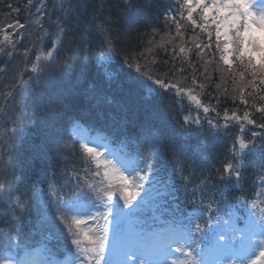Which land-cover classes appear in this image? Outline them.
<instances>
[{
	"label": "trees",
	"instance_id": "16d2710c",
	"mask_svg": "<svg viewBox=\"0 0 264 264\" xmlns=\"http://www.w3.org/2000/svg\"><path fill=\"white\" fill-rule=\"evenodd\" d=\"M33 1L38 0H0V36L4 25L30 22ZM44 1L41 25L0 57V264L6 262L3 253L16 247H42L56 259L76 250L61 223L70 212L40 203L50 189L84 201L101 197L88 187L98 180L91 175V159L69 132L74 125L135 158L155 177L164 188L158 204L174 213L165 215L174 222L201 199L227 206L254 200L264 188V129L246 124L243 115L247 111L254 124H264L259 83L264 73L258 66L246 68V60L233 57L229 69L220 59L224 41L218 48L215 30L204 33L199 20L193 32L186 29L180 0ZM54 39L50 59L37 61ZM197 43L210 49L201 52ZM100 57L111 59L105 69ZM33 63L36 72L30 71ZM134 66L148 67L166 85L191 92L201 106L170 88L148 93L130 69ZM252 73L255 92L245 87ZM233 113L239 124L225 119ZM189 114L196 115V123L185 120ZM237 135L249 145L239 157ZM229 164L238 180L223 178ZM7 237L15 245L6 250Z\"/></svg>",
	"mask_w": 264,
	"mask_h": 264
},
{
	"label": "rangeland",
	"instance_id": "374dc122",
	"mask_svg": "<svg viewBox=\"0 0 264 264\" xmlns=\"http://www.w3.org/2000/svg\"><path fill=\"white\" fill-rule=\"evenodd\" d=\"M204 4L212 3V0H203ZM246 4L249 5V12L252 13L253 16H259L261 14V10L264 9V0H244ZM181 8L184 11L185 15H182L183 20L189 23L188 17L189 12H191V19L193 22L199 20L200 25H204V33L209 29H214L216 34V26L212 24V18L216 16L215 8L209 10V16L207 19H203V10L201 8L196 7V0H180ZM33 13L30 16V22L28 21L27 25L24 28H21L22 34H17L14 36H20L18 39H14L12 36L14 29L8 27V25H4L2 27V32L0 36V57L4 56L5 51L8 48H13V43L21 41L26 37L27 34L31 33L33 30L37 29L44 18V14L46 11L45 1L38 0L32 2ZM40 8L41 11L37 12L36 9ZM195 9V11H193ZM225 11L221 9V12ZM221 19L224 17L221 16ZM39 19V24H33L32 21ZM15 25V24H12ZM189 27H186L188 30H193L192 23H189ZM197 28V27H196ZM17 32V31H16ZM221 40L223 39V29L221 30ZM230 36H234L235 34L229 32ZM8 36L9 40L12 41V44H9L4 40V37ZM225 44V41H224ZM231 47L229 49V60L236 56V49L238 45L234 42H230ZM233 44V45H232ZM47 54V52H39L37 55ZM247 61V59H245ZM40 61V60H39ZM100 65L105 69L107 64L110 63L111 59L109 57H100L98 59ZM248 62V61H247ZM231 63V60H230ZM254 66H256L254 64ZM140 67V66H139ZM131 67L130 69L136 74L135 78L145 87L146 91L150 93L149 89L159 90L157 85L152 84L151 79L148 77L151 76L152 79L161 80V78H155L149 72L148 67ZM139 69V71H138ZM172 89V88H170ZM165 91V89H163ZM175 92L176 90L173 89ZM182 92H187V90H181ZM191 92H188V96H191ZM188 96H186L188 98ZM189 100V98H188ZM194 107L197 108L195 102L189 100ZM187 122L196 123L197 118L195 116L187 115L185 118ZM73 138L77 139L79 143L81 142L80 137H88L90 140L94 142L96 145H101L96 148L99 152H110L113 156H115L118 160L127 165H132L133 167L139 166V163L135 158L123 155L117 149L109 147L98 135H90L85 130L80 127L72 126L69 131ZM89 147H92L93 144H89ZM89 159H91L89 157ZM134 161V163H133ZM99 162V161H98ZM115 163V161H114ZM95 167V166H94ZM97 170V169H95ZM101 173L105 171L103 164H101V168L99 169ZM148 176L151 175L147 173ZM150 177V176H149ZM112 179L111 173L109 176ZM102 180V176H101ZM93 185V188L96 189L100 187L103 190L104 196L99 198H94L92 201H79L85 205L82 208V211L92 212L95 211L94 205L99 203L101 199H103V203L105 205L108 204L107 197L111 195L112 200L119 201V196L122 194L118 191L119 181L113 180V187L108 188L103 186V183H95L93 181L90 182ZM89 192H93L89 190ZM164 188L162 185L158 183V180L153 177L147 181H145V193L144 198L141 200L139 207L135 210V212L129 217H122L119 225H111V228L117 229V232L110 233V239L112 236H116V246L113 250L112 243H109L105 252V261H102L101 264H106V261H111V264H146L145 259L133 258L128 261H123V257L125 252L129 247L140 246L147 248L148 253L151 258L155 260V264H164L165 257L159 255V251L161 247L169 243L170 241L166 238L167 235L164 234L163 243L155 244L156 238L159 235L163 234L166 230L170 229L175 232L176 230H185L190 234L195 233L192 241V247L187 248V251H196V260L197 264H239V258L235 257L233 253L239 250L242 245H245L250 233L245 232L246 223L251 220L253 224L258 223L259 217L261 215L260 209L264 208V188H261L256 195L253 201L240 203L237 206H227L223 203H219L216 201H206L201 199L193 210L187 214L186 221H182L181 218L177 219L179 222L174 223L173 220L165 218V215L170 214L171 216L174 213H170L168 208H163L158 204L163 199ZM94 195V194H93ZM65 198V199H64ZM65 201L70 203L73 200H77V198L69 197H59L56 193V190L50 189L47 193L40 196V203L43 208L48 207L51 203H54L58 210H68L61 201ZM255 204V207H250V205ZM120 207H123L122 201L120 202ZM69 211V210H68ZM70 212V211H69ZM162 214H160V213ZM72 215V213L70 212ZM79 218V217H78ZM85 219L87 217H84ZM103 222V221H102ZM235 225V230L229 226V224ZM199 224V230L196 229V225ZM83 227V226H82ZM164 231V232H163ZM91 234H89L90 236ZM169 236V235H168ZM82 237V236H81ZM82 239V238H81ZM252 240L264 239V237L260 235H252ZM168 240V241H167ZM223 244L225 246V251L223 255H218L214 249V244ZM15 243L12 238H6L3 244V247L7 250L14 247ZM83 246H88L87 241H84ZM175 246V245H173ZM31 250L35 252V256L33 257H25L27 251ZM259 248H257V253ZM77 251L72 250L68 253L65 252V258L62 260H58L55 257L48 254V251L42 247L32 248V249H21L16 247L14 251H6L3 253L2 257L5 259V264H77ZM248 259H245L244 264H250V259L254 258L251 253L247 254ZM176 258L175 254H170L166 257L167 264H171V261ZM181 259H185L181 257Z\"/></svg>",
	"mask_w": 264,
	"mask_h": 264
},
{
	"label": "snow or ice",
	"instance_id": "6c2138e0",
	"mask_svg": "<svg viewBox=\"0 0 264 264\" xmlns=\"http://www.w3.org/2000/svg\"><path fill=\"white\" fill-rule=\"evenodd\" d=\"M31 3V0H29ZM196 7L203 10V19H207L209 16V10L213 7L216 11V16L212 18V24L216 26V37H217V47L219 48V40L221 38L223 29V39L225 41L223 49H220L224 54L220 57L225 65H228L231 69L232 65L229 60V49L231 47L230 42H234L238 45L236 51L238 54L235 56L236 61L243 63V60L247 59L248 63L246 68H252L255 64L258 66L259 72L264 73V9L261 10L259 16H253L249 12V5L244 2V0H212V3L204 4L203 0H196ZM221 9L225 11L221 12ZM37 12H40L41 9L38 7ZM195 11V9H193ZM191 12H189L188 19L189 23H192L193 28H196L198 25L191 19ZM224 18L221 19L220 17ZM168 20H173L174 16H168ZM33 24H39L40 20L36 19L32 21ZM8 27L13 28V35L16 34L21 28H24L23 24L8 25ZM177 31L179 32L180 25H176ZM201 31H204V25H199ZM229 32L234 33V36H230ZM4 40L9 44H12V41L9 40L8 36L4 37ZM58 41L54 39L52 41V49L47 52V54H40L35 57L37 61L44 60L48 61L53 55L55 48L57 47ZM200 49L201 52L204 51V48H209V44H204L203 48L199 43L195 45ZM2 51V49H0ZM183 52V48H181ZM9 56L12 55L11 52L8 53ZM199 55V53H198ZM205 65L209 63L208 60L204 61ZM32 72L37 71V66L33 63ZM139 71V69H138ZM176 71H180L177 69ZM253 80L248 81L245 87L251 86L253 92L256 91L254 80L256 73H252ZM151 79L152 84L157 85L159 88L165 89L166 91L169 88L175 89L176 94L181 95V90L176 87L175 84L166 85L161 80L152 79L151 76L148 77ZM244 76L241 74L240 80H243ZM261 85H264V78L259 80ZM192 84L195 85L196 81L193 80ZM150 92L155 91L154 89H149ZM241 97L244 93V87L240 88ZM184 96H188V92H183ZM4 98L6 100L11 99V93H5ZM189 100L195 102L197 107L201 106L200 100L197 99L195 95L188 96ZM261 100H264V96L260 97ZM240 103H244V100L241 98ZM203 111L207 113L208 108H203ZM256 112H262L261 108H256ZM227 120H235L237 124L240 123V118L233 113L231 116L225 117ZM244 122L249 125H254L255 127L264 129V124H254L252 119H249V113L244 112L243 115ZM227 127V125H225ZM243 126H241L240 131L243 132ZM253 135H257L254 133ZM80 148L83 150V153L91 158L92 164L95 166V169L91 171V175L96 177L98 183H104L106 187H113V180L119 181L118 191L121 192L119 196V201H114L111 198V195L107 197L108 204L103 203V199L94 205L95 211L87 212L82 211L81 209L85 207L79 199L73 200L70 203L61 201L66 208L72 213L69 220L66 222L61 220V223L64 224V227L67 229L68 234L71 239L72 245L76 248L77 251V264H101L102 261H105V252L107 245L112 243L113 250L116 246V236H112L110 239V233L117 232V229L111 228V225H119L122 217L131 216L135 210L139 207L141 200L144 198L145 193V181L149 180L150 177L147 174L146 169H141L138 165L133 167L132 165H127L118 160L110 152H99L96 150L97 147L101 145H96L88 137H80ZM235 143L239 146V150L234 154L239 157L240 154L248 148V144L242 141L241 137L237 135ZM89 144H93L92 147H89ZM99 161V162H98ZM115 161V163H114ZM134 163V161H133ZM103 164L105 171L101 173L99 169ZM224 179L236 178L239 179V173L236 169L233 168L231 164L227 165L224 168ZM111 173L112 179L109 178ZM102 176V180H101ZM89 188H93V185L89 184ZM95 191L103 197L104 193L100 187H97ZM122 201L123 207H120V202ZM253 203L250 207H255ZM261 215L259 221L256 224H253L251 220L246 223L245 232L250 233L248 240L245 245L235 251L233 255L239 258V264H244L245 259H248L247 254L251 253L254 258L250 259V264H264V239L252 240V235H260L264 237V208L260 209ZM79 217V218H78ZM84 217H87L86 219ZM59 219V218H58ZM103 221V222H102ZM83 226V227H82ZM235 230L234 224H229ZM196 229L199 230L200 225L197 224ZM89 234H91L89 236ZM195 233H189L185 230H176L175 236L169 243L164 244L160 251L159 255L165 257L164 264H167L166 257L170 254H175L176 258L171 261V264H197L196 260V251H187L186 249L192 247V241ZM83 236L87 241L88 246H83L84 241L80 239ZM175 245V246H173ZM257 248L259 251L257 253ZM214 251L218 255H223L225 251V246L223 244H214ZM181 257L185 259H181ZM133 258L145 259L146 264H155V260L151 258L148 253L147 248L140 246L129 247L125 252L123 261H128ZM106 264H111V261H106ZM203 264V262H201Z\"/></svg>",
	"mask_w": 264,
	"mask_h": 264
},
{
	"label": "bare ground",
	"instance_id": "6f19581e",
	"mask_svg": "<svg viewBox=\"0 0 264 264\" xmlns=\"http://www.w3.org/2000/svg\"><path fill=\"white\" fill-rule=\"evenodd\" d=\"M187 219H188V218L185 217L182 221H186ZM165 230H166V231H165V232L163 231V232H164L163 234L159 235V237L156 238V240H155L156 243H155V244L158 245V244L164 242V240H161V239L165 238V237H164V234L167 235L166 238L169 237V239H168L169 241H171L172 238L175 236V232H174V231H172V230H170V229H165ZM168 235H169V236H168ZM168 240H167V241H168ZM24 256H25V257H28V256H29V257H33V256H35V252H32L31 250H29V251L26 252V254H25Z\"/></svg>",
	"mask_w": 264,
	"mask_h": 264
}]
</instances>
